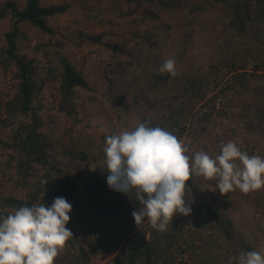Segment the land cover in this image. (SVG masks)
I'll use <instances>...</instances> for the list:
<instances>
[{
	"label": "trees",
	"instance_id": "trees-1",
	"mask_svg": "<svg viewBox=\"0 0 264 264\" xmlns=\"http://www.w3.org/2000/svg\"><path fill=\"white\" fill-rule=\"evenodd\" d=\"M163 11L176 18L165 20ZM67 13L74 14L83 26L74 32L81 42L97 43L108 50L106 64L113 76L107 78L111 82L115 75L127 76L144 65L142 53L149 58L153 69L133 78L141 87L131 100L125 101L122 92L111 93L108 98L113 108L107 110L97 96H82L81 89L93 92L97 88L65 52L67 34L58 18ZM206 17L215 29L204 64L208 68L182 70L181 65H189L190 52L199 46L197 25ZM158 21L176 48L174 77L159 72L163 62L158 51L165 34L149 27ZM173 23L179 32L174 31ZM2 26L0 73L10 78V85L0 88V213L33 203L51 204L57 196L74 201L76 219L70 218L67 224L73 237L56 264L63 260L92 264L96 252L111 257L108 264H189L187 256H200L202 264H228L229 257L255 250L238 228L225 195L218 200L187 199L192 212L176 214L166 231L148 223L139 227L132 216L141 207L135 191L130 198L111 189L105 177L92 173V154L86 147L98 146L103 152L106 136L149 119L152 126L173 132V122L169 123L173 115L159 121L154 111L181 112L193 100L190 92L206 90L205 81L217 78L223 65L229 72L237 71L234 77L242 82L248 72L243 62L246 49L261 48L264 63V0H0ZM229 36L243 39V47L224 44ZM38 54L44 62L40 63ZM260 66L264 68L256 65ZM172 103L177 107L172 108ZM211 103L214 106L208 99L207 104ZM120 105L117 121L114 115ZM60 114L65 117L69 145L56 135ZM256 116L257 124H264V98ZM80 182L85 195L76 201ZM259 197L264 199V192ZM253 200L259 202L257 197ZM201 213L210 219V233ZM179 239L182 247L177 244Z\"/></svg>",
	"mask_w": 264,
	"mask_h": 264
},
{
	"label": "rangeland",
	"instance_id": "rangeland-1",
	"mask_svg": "<svg viewBox=\"0 0 264 264\" xmlns=\"http://www.w3.org/2000/svg\"><path fill=\"white\" fill-rule=\"evenodd\" d=\"M115 8L112 9L114 11ZM165 20H174L176 15L168 12H162ZM209 17V16H208ZM208 17L203 21L204 23L197 25L199 31V46H196L189 54V65H181L182 70H196L202 68V71L208 68L206 64L207 50L212 46V34L215 29L209 24ZM162 21H158L155 25H149L154 30L162 31L165 36L159 52L160 60L174 58L176 48L171 44L172 39L169 38L166 27L161 25ZM174 22V21H173ZM58 24L64 28L67 34L66 53L73 56L77 65L84 72L86 78L97 88L95 91L89 89H81L83 97L89 95L97 96L99 102L107 108L112 109L111 102L108 95L111 93H123L124 100H131L132 94L136 89L141 87L140 82H134L133 78L139 74L144 75L153 69V65L148 57L142 53L141 56L145 58L144 65L138 66L136 70L127 76L115 75L114 82H111L107 76L111 74L110 66H107L108 50L102 45L92 43L89 41L81 42L75 36L74 32L83 29V26L76 21V16L67 13L58 18ZM142 27H148V24L141 22ZM174 31L179 32L175 23H173ZM196 27V25H195ZM5 27L0 28V35L2 36ZM226 45L236 47L241 45L243 47L244 40L235 36H229L223 41ZM30 53L33 52V44L29 47ZM246 57L243 62L247 63V74L243 79L234 77L237 71L229 72L223 65L218 72L217 78H210L205 81L204 87L206 90H194L192 93L193 100L188 103V106L181 112L174 111L167 108H159L154 111L159 115L160 120L169 119V115L173 117L169 123L173 122V132L179 139H182L188 147V154L192 155L196 151H206L210 157H215L221 152V145L233 141L242 151L249 155L255 154L264 157V124L258 125V117L256 116V109L260 106L264 98V68L256 67V65H264L262 63L263 50L261 48L249 47L245 50ZM40 63L44 62V58L38 54ZM242 63V61H241ZM258 69V70H255ZM10 85V78L0 73V88L7 89ZM230 85V86H229ZM206 92L205 97H202L203 92ZM151 92L147 95L151 98ZM214 98V100H213ZM210 99L214 102V106L207 104ZM144 105V101L141 102ZM176 108L178 104L172 103ZM120 105L116 109L115 119L119 121L118 114L122 112ZM61 124L57 129V136L65 145L71 144L69 135L65 132V117L60 114ZM173 120V121H172ZM170 127V126H168ZM185 127L183 134H180V128ZM205 127V128H203ZM181 136H180V135ZM86 149L92 154L89 162V167L92 173H96L101 177L107 178V171L101 169L103 167L104 153L98 146L89 145ZM2 156L3 152H2ZM60 175V174H59ZM81 190L76 198V201L83 200L85 195V187L80 182ZM186 190L190 189L188 200L190 202L201 199H223L224 195L231 203V212L236 217L238 228L245 234L253 244L255 250L264 253V199L259 197V194L264 192V187L258 190H253L248 193H243L238 188L222 194L218 191L215 179L209 180L203 176L194 175L192 179L186 182ZM254 197H257L259 202H256ZM73 211L70 213V218L76 219L75 205ZM202 219L206 222V231L210 233L209 217L206 213H201ZM149 237V234H147ZM179 246H183L181 239L177 241ZM92 264H108L111 257L103 256L100 252L92 254ZM187 256V255H186ZM189 264H202L200 256H187ZM59 264H70L68 260H63Z\"/></svg>",
	"mask_w": 264,
	"mask_h": 264
},
{
	"label": "clouds",
	"instance_id": "clouds-1",
	"mask_svg": "<svg viewBox=\"0 0 264 264\" xmlns=\"http://www.w3.org/2000/svg\"><path fill=\"white\" fill-rule=\"evenodd\" d=\"M161 74L175 76L174 58L163 61ZM174 133L145 120L106 136L103 167L108 186L128 194L135 191L141 207L132 212L135 223L166 231L176 214L189 215L186 182L194 175L215 179L222 194L238 188L243 193L264 187V157L249 155L233 141L221 145L219 155L203 150L188 154ZM131 198V197H130ZM73 205L62 196L51 204L33 203L0 213V264H56L59 253L73 237L67 227ZM228 264H264L259 250L242 251Z\"/></svg>",
	"mask_w": 264,
	"mask_h": 264
}]
</instances>
